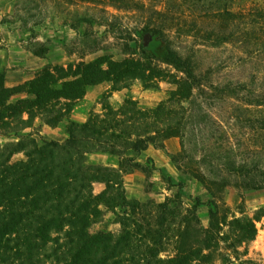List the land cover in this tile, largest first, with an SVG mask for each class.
Listing matches in <instances>:
<instances>
[{"label": "trees", "instance_id": "1", "mask_svg": "<svg viewBox=\"0 0 264 264\" xmlns=\"http://www.w3.org/2000/svg\"><path fill=\"white\" fill-rule=\"evenodd\" d=\"M213 1L216 5L206 13L211 30L193 23L195 31L186 35L198 37L204 32L203 37L214 46L246 44L244 48L250 52L240 60L257 69L248 79L212 88L231 99L264 107V6H242L240 0ZM112 2L117 10L137 7L132 0ZM154 14V23L142 29L149 42L139 58L116 61L104 56L70 65L67 71L46 68L13 88L5 85V74H0V137L16 138L0 143V264H210L221 243L229 242L228 250L236 251L256 239L260 218L234 216L228 222L222 218L227 210L215 197L216 190L231 183L248 191L264 188V146L242 141L238 150L223 148L215 133L207 137L198 133L215 129L214 123H205L203 105L197 100L205 79L199 75L194 57L184 55L173 44L172 31L177 32L181 25H169L167 11L155 10ZM104 22L107 26V20ZM89 23H97L95 16L77 10L72 28L78 31ZM161 80L176 88L155 108H143L131 98L118 109L110 102L114 92L129 89L136 81L157 88ZM105 82L112 89L100 101L103 113L92 112L84 124L69 121L64 142L38 140L27 131L37 118L50 127L68 121L75 103L91 87ZM22 93L32 98L12 100ZM175 138L181 150L170 157L177 169L200 181L212 197L208 228L198 216V208L204 204L199 198L190 208L184 207L180 195L151 205L126 195L125 174L132 168L151 171L128 154H141L151 145L166 150V142ZM202 143L208 146L197 160ZM18 154L25 160L14 161ZM92 154L118 159L119 168L90 163ZM97 183L105 185L100 194L94 192ZM106 211L117 217L119 233L91 231L103 221ZM226 227L227 237L222 236ZM168 246H173L174 254L163 257Z\"/></svg>", "mask_w": 264, "mask_h": 264}, {"label": "rangeland", "instance_id": "2", "mask_svg": "<svg viewBox=\"0 0 264 264\" xmlns=\"http://www.w3.org/2000/svg\"><path fill=\"white\" fill-rule=\"evenodd\" d=\"M132 1L137 5L134 10L124 8L117 10L112 0H84V3L76 0H0V24H6L14 32L19 31L24 41L22 46L31 52L30 58L38 57L39 68L28 76L26 81L28 82L46 68L53 71L55 67H64L67 71L70 65L90 63L104 56H110L116 61L128 57H141L142 47H148L149 42V36L146 40L147 34L142 31L143 27L154 23L155 10L167 11L169 25H172V22L181 25L177 32L172 31L174 46L184 55L194 57L197 71L205 79L203 90L197 91V100L198 104L203 105L205 123L207 125L214 123L215 129H201L198 133L206 135L205 137L215 133L223 148L235 147L238 150V145L242 141L250 146L262 144L264 146V129H261L264 128V107H255L231 99L212 88V86L235 84L250 77L251 72L257 67L240 60L241 57H246L250 48H244L246 44L243 43L214 46L208 38L203 37L204 32L198 37L186 35L187 32L195 31L196 26L193 23H198L200 29L211 30V20L206 17V13L213 9L216 5L215 1ZM256 3L264 6V0H240L242 6H254ZM118 5L127 6L124 3ZM77 10L83 13L89 12L95 16L97 23L82 24L78 31L74 30L72 26ZM105 20L108 22L107 26H104ZM110 24L113 27L109 26V28ZM163 67L168 68L175 75L178 74L171 67ZM105 85L112 86L108 82H105ZM157 85V88H148L141 81H136L129 89L123 91L127 98L138 101L141 107L155 108L166 101L176 88L168 80L158 81ZM29 97L31 96L28 95ZM82 100L75 103L74 109ZM198 107L199 105H196L197 110ZM38 119L35 120L32 130L35 134L43 130L35 126ZM36 138L39 140V137ZM175 140L178 141V150L174 154H177L181 147L179 139L175 138ZM13 141H16L15 137H0L1 144ZM207 146L200 144L201 153L198 154L197 160L204 155L202 150ZM20 160H25L23 154L14 157V161ZM89 160L92 163L90 156ZM111 161L116 159L111 158ZM179 173V179L174 181L164 178L165 184L157 187L148 178L144 187L146 198L140 201L151 205L159 203V195L161 197L165 195L166 199L180 195L184 207L192 208L196 198H199L204 204L199 206L198 216L201 225L208 228L211 195L200 181L180 171ZM216 192L215 200L227 210L223 212L222 218H226L228 222L233 220L234 216L259 217L260 220L256 222L258 235L252 243L243 245L236 251L228 250L226 244L229 242L221 243L222 248L216 253L215 261L210 264H264V188L248 191L231 183L225 189ZM120 230L117 217L110 211H106L103 221L95 224L91 229L93 233L99 231L119 233ZM223 233L222 236L227 237L229 228L226 227ZM167 249L168 252L164 253L163 257L174 254L173 246H168Z\"/></svg>", "mask_w": 264, "mask_h": 264}, {"label": "crops", "instance_id": "3", "mask_svg": "<svg viewBox=\"0 0 264 264\" xmlns=\"http://www.w3.org/2000/svg\"><path fill=\"white\" fill-rule=\"evenodd\" d=\"M0 27V72L5 74L6 86L13 88L24 84L28 80V76L31 75L33 70L39 68L37 63L39 61L38 57H34L35 59L30 58L31 52L25 50L22 46L24 41L22 40V35L18 33L19 31L14 32L6 24H0ZM111 89L112 86L105 85V83L91 87L80 105L76 106L72 111L69 120L62 122L56 127L47 126L42 123L41 119H38V123L35 126L41 127L43 130L38 131L39 134H35V137L40 139L43 136L46 140L64 142L68 138L69 121L84 124L88 121L92 112L103 113V106L100 101ZM127 97L124 91H117L112 94L110 102L114 108L118 109L124 104ZM25 98H28V95L22 93L16 95L12 100L15 102ZM32 130L33 128L29 129L28 132H32ZM177 150L178 141L170 139L166 142V150L157 149L151 145L141 154H128L129 157L135 158L136 162L141 165H151L149 166L151 168L149 173L138 168H132L125 174L124 184L128 199L140 201L146 198L144 187L148 178L156 187L165 184L164 178L174 181L179 179L180 173L170 157V154L176 153ZM90 158L92 164L119 168L118 159L115 158L116 161H111V158L114 157L92 154ZM104 190V184H95L94 192L96 194H100ZM159 196V203L166 201L165 195Z\"/></svg>", "mask_w": 264, "mask_h": 264}, {"label": "water", "instance_id": "4", "mask_svg": "<svg viewBox=\"0 0 264 264\" xmlns=\"http://www.w3.org/2000/svg\"><path fill=\"white\" fill-rule=\"evenodd\" d=\"M147 38H148V35L146 36V40H147Z\"/></svg>", "mask_w": 264, "mask_h": 264}]
</instances>
